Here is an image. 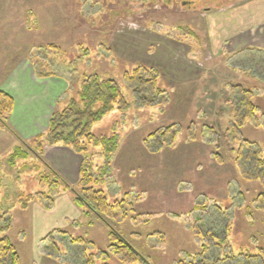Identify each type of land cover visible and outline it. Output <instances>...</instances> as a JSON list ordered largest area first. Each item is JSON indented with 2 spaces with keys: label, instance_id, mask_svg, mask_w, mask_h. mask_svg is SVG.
<instances>
[{
  "label": "rangeland",
  "instance_id": "1",
  "mask_svg": "<svg viewBox=\"0 0 264 264\" xmlns=\"http://www.w3.org/2000/svg\"><path fill=\"white\" fill-rule=\"evenodd\" d=\"M139 66L157 72L163 104L144 106L133 93L124 76ZM92 75L115 81L127 104L90 127L116 137L109 159L84 145L94 187L112 206L102 219L76 204L74 171L60 179L50 147L34 142L46 133L44 105L61 110ZM18 83L52 91L25 107L16 97L20 133L11 114L0 121V239L19 264H124L110 250L111 230L148 264H264V187L242 179L234 161L241 140L264 153V0H0V91L16 94ZM236 86L252 92L258 110L226 134ZM172 126L175 141L162 143ZM19 147L29 158L11 165ZM37 192L52 201L21 210L22 197Z\"/></svg>",
  "mask_w": 264,
  "mask_h": 264
},
{
  "label": "trees",
  "instance_id": "2",
  "mask_svg": "<svg viewBox=\"0 0 264 264\" xmlns=\"http://www.w3.org/2000/svg\"><path fill=\"white\" fill-rule=\"evenodd\" d=\"M156 73L153 69L139 66L131 74H125L124 76L133 93L138 95L139 98H143L139 101L144 106L150 107L163 104L160 99H164L165 91L158 86ZM159 97L160 99H158ZM252 99L253 94L248 90L238 86L231 89V94L228 97L231 122L226 134L230 131L233 134H238L248 121L255 118L258 109ZM126 105L121 90L115 81L111 79L102 80L97 75L87 76L80 84L76 98H71L64 108L50 116L45 135L36 138L34 141L39 145L41 144V147L43 146L41 142H43V144L46 143L51 147L61 146L67 148L73 153L83 156V163L79 169L77 182L80 187V193L77 192L75 202L79 207H86L99 217L108 215L112 206L107 203L103 192L94 187L97 182L91 175L84 145L100 148L102 157L109 159L118 146L116 137H96L91 134L90 127L113 112L117 106L122 108ZM13 108L14 100L12 97L0 91V121L5 122L4 119L12 113ZM174 128L173 126L167 127L160 132L161 141L162 139L165 141L167 136L170 137V140L175 141L178 131H174ZM203 130V134L207 131L210 135H217L213 128L206 127ZM188 134L189 141L194 142L196 134L194 132H188ZM234 152L235 166L240 177L247 181L258 182L264 187V153L256 144L245 140H241L239 147ZM28 158V152L19 147L10 155L9 162L12 165L16 160L25 161ZM214 158L219 164L224 161V157L220 153H216ZM104 170L101 169V172L103 173ZM64 187L67 189V184ZM42 199L49 202L52 201V197L43 192L24 195L20 202V209L23 211L27 210L28 203ZM260 200L263 204L260 207H264V195H260ZM205 209L206 207L202 204L196 205L194 208L196 212H204ZM198 221H200V218ZM194 231V236L199 240L202 237L201 233L196 229ZM109 240L113 243L110 247L111 252L115 256H119L121 263L148 264L132 246L123 243L113 230L109 233ZM72 242H77V240L74 239ZM117 243L118 246H115L114 244ZM101 256H106V253H101ZM0 264H19V256L7 237L0 239ZM86 264H94L92 257L86 261Z\"/></svg>",
  "mask_w": 264,
  "mask_h": 264
},
{
  "label": "crops",
  "instance_id": "3",
  "mask_svg": "<svg viewBox=\"0 0 264 264\" xmlns=\"http://www.w3.org/2000/svg\"><path fill=\"white\" fill-rule=\"evenodd\" d=\"M262 2V1H261ZM257 6L259 7V4H257ZM245 27V26H244ZM244 27L243 26H240L238 28L239 31H244ZM249 27V26H247ZM252 26L250 25V28ZM247 29V28H246ZM238 36V33L239 32H236ZM226 38L229 40V36L226 35ZM242 43V42H241ZM242 45H245L242 44ZM240 45V46H242ZM248 46H256V44H250L248 43L247 44ZM30 83L32 84L31 80H30ZM20 86L18 87L19 89L21 90H18L15 94L14 90L15 88H3L4 91H6L7 93L11 94V96L13 97V100H14V108H13V111L11 113V116H10V126L12 127V129L17 132V133H20L18 132V126L22 123L23 121V117L22 118H17L16 119V122L14 121L13 117V112L15 111V108H16V97L20 100H23V104H24V107L26 105H28L32 99L34 98L35 95L37 94H43L44 95V99H46V92L45 91H49L50 88H47V87H42L40 86L41 84H39L38 87H36L34 90H33V87L31 88L30 84H26V85H30L29 87L31 88L29 91H27L26 89H24L23 87H25V85L23 84H20L18 83ZM16 88V89H18ZM26 88V87H25ZM45 88V90L43 89ZM32 91V92H31ZM35 91V92H33ZM51 94H52V91H49ZM46 94V95H45ZM48 101V100H47ZM51 102V101H50ZM45 106V113H44V116H46V122H45V125H44V131L47 130V126H48V121H49V117L53 114V103L52 104H48V105H44ZM18 121V124L16 126V123ZM47 124V125H46ZM43 131V132H44ZM26 141H28V139L25 138ZM50 148H46V155L47 156H50L49 158L55 160L56 159V162H55V166L57 167V169H55V171L57 172V174L61 177V179L63 181H65L62 177H68L66 172L63 170V169H72L75 173L73 175V178H72V184H76L77 181H78V177H79V168H80V159L79 157H77L78 155L73 153L71 150L67 149V148H64V147H61V146H58V147H51L49 146ZM62 163H66L65 166H62L61 164ZM69 185V184H68ZM72 186V185H71Z\"/></svg>",
  "mask_w": 264,
  "mask_h": 264
}]
</instances>
